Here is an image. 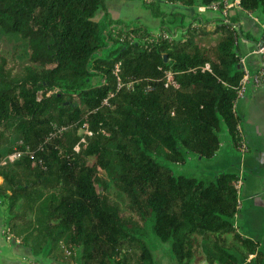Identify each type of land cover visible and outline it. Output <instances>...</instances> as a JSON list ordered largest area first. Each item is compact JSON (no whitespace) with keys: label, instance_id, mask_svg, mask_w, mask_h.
I'll use <instances>...</instances> for the list:
<instances>
[{"label":"trees","instance_id":"obj_1","mask_svg":"<svg viewBox=\"0 0 264 264\" xmlns=\"http://www.w3.org/2000/svg\"><path fill=\"white\" fill-rule=\"evenodd\" d=\"M154 1L142 0L160 16ZM164 1L222 8L224 0ZM239 6L264 21V0ZM99 8L104 0H0V30L27 47L22 59L0 54V156L19 140L29 147L0 166V203L9 212L19 199L38 204L32 254L49 260L65 241L79 264H157L167 244L178 264H262L258 242L233 228L236 174L175 171L189 156H214L223 130L239 146L237 40L250 35L233 17L189 23L180 38L153 35L95 20ZM165 70L176 87L164 84ZM84 124L92 134L80 143ZM54 126L65 129L51 136Z\"/></svg>","mask_w":264,"mask_h":264},{"label":"rangeland","instance_id":"obj_2","mask_svg":"<svg viewBox=\"0 0 264 264\" xmlns=\"http://www.w3.org/2000/svg\"><path fill=\"white\" fill-rule=\"evenodd\" d=\"M147 1L152 2V0ZM153 3L157 4V9L163 13L162 15H154L142 0H104L105 8H99L93 18L95 20L108 18L128 28L143 25L153 35L163 31L167 35L173 34L175 38L182 37V32L185 31L189 23L197 25V21L202 20L210 23L208 26L214 27L218 23V18L222 19L220 11L201 10L199 12L196 5L189 6L188 8L193 13L186 14L185 9L177 4L164 0H155ZM256 15L259 14L257 13ZM227 17L230 18L229 15ZM115 25L113 23L108 26L105 29V33H108V30ZM0 54L6 56L15 55L17 58L22 59L27 54L26 42L16 34H6L0 30ZM93 80L96 82L98 76L94 77ZM220 139L219 149L214 156L210 158L189 156L184 163L175 165V171L206 179H213L220 172L236 174L241 182L237 195V214H241L245 221L244 217L250 215V204L257 201L256 194H245L243 188V184L252 178L248 172L251 171L249 168V154L245 148L240 149L237 147L238 151L235 150L228 134L224 130L220 132ZM15 146L16 143L10 146L11 149L9 151L3 152V155L0 156V166H7L11 163L8 157ZM1 182L2 178H0V184ZM116 197L120 199L121 195L118 194ZM6 205V201L0 203V264H23L20 262L21 260L28 264L32 260H35L38 264H49V260L34 256L29 249V246L33 245V242L37 240L34 231L36 218L38 217V204L19 199L12 212L7 210ZM23 211L25 212L23 219H10L13 214ZM244 221L242 222L244 223ZM8 234L11 237L9 240L6 239ZM225 240L226 244L233 242L229 235L225 236ZM159 246L161 247L157 250L156 263L175 262L171 258L172 254L169 245L159 244ZM261 250L263 258L261 255L259 260L263 259L264 262V246L261 247ZM56 252V257L51 256L54 264H79L76 250H71L65 241L59 242ZM263 262L262 264H264ZM197 264L205 263L198 262Z\"/></svg>","mask_w":264,"mask_h":264},{"label":"crops","instance_id":"obj_3","mask_svg":"<svg viewBox=\"0 0 264 264\" xmlns=\"http://www.w3.org/2000/svg\"><path fill=\"white\" fill-rule=\"evenodd\" d=\"M177 5L182 6L186 14L193 13L188 8L189 6L182 4ZM198 7L199 6H197V9L199 11ZM227 12L230 18H236L234 24L237 29L250 35V38H246L240 34L237 45L239 55L241 57L245 56L244 67H246L250 73H253L259 65V58L255 53H252V50L264 39L262 33L264 25L263 17L259 13V15H256L257 12L242 9L238 4L230 6ZM209 26V28L212 27L211 25ZM234 112L239 118L237 124L239 127L237 128L240 135V142L245 144V149L250 159L249 168L251 171L248 172L251 174L252 178L243 184V188L245 194H256L257 201L250 204V215L244 217L245 221L241 214L235 215L233 228L236 233L245 238L257 241L261 248L264 246V86L254 87L251 83H248L243 93L237 96L234 102ZM233 148L237 150V147L233 146ZM242 221H244V223ZM252 258H254V254H250L247 261ZM20 262L28 264L22 260ZM51 263L54 264L53 260L49 259V264ZM201 263L205 262L201 261ZM161 264L178 263L167 261Z\"/></svg>","mask_w":264,"mask_h":264},{"label":"built area","instance_id":"obj_4","mask_svg":"<svg viewBox=\"0 0 264 264\" xmlns=\"http://www.w3.org/2000/svg\"><path fill=\"white\" fill-rule=\"evenodd\" d=\"M233 4L239 5V0H233V1L224 0L222 8L219 7L218 2H214V3L208 4V5H201L198 8H199V11H201V10L220 11L222 14L223 21L226 23H230V18L227 17V15H228L227 9L230 6H232ZM233 25L237 29L236 25L235 24H233ZM263 29H264V25H263ZM123 30H125V29H123ZM252 53H255L259 58V65L253 73H250L249 70L246 67H244L245 56H242L239 58V64H240L241 69H242V75H241L237 85L233 86V88L236 90L237 96H240L243 93V91L245 90V87L248 83H251L254 87L264 86V39L255 46V48L252 50ZM199 68L201 70H206V69H208V65L205 64L203 66H199ZM112 72L116 76L117 85L119 86L121 84L120 78L118 76L119 64H115ZM163 78H164V84L166 86H172V87L177 86V81L175 79V72H173L172 70H165ZM109 95H112V94H109ZM103 103L106 104L107 99H104ZM237 127H239V126H237ZM64 129H65V127H63V126L57 127V128L54 126V130L52 131L51 136H54L55 134L62 132ZM79 132L81 134V138L79 140L80 143H85L86 136H89L92 134V132L88 129L86 124H84L80 128ZM22 145H23V143L21 140L17 141V144H16L15 148L13 149V152L8 157L11 162L18 159L23 153H29V147L27 145L26 146L24 145L22 147ZM238 147L240 149L245 148L244 143L240 142ZM74 149L76 151H78L79 143L77 145H75ZM240 186H241L240 179L237 178V180L234 181V187L236 189L237 195L239 193ZM6 239L7 240L11 239L9 234L6 236ZM16 241H18V240H16ZM30 264H38V263L35 260H32L30 262Z\"/></svg>","mask_w":264,"mask_h":264},{"label":"water","instance_id":"obj_5","mask_svg":"<svg viewBox=\"0 0 264 264\" xmlns=\"http://www.w3.org/2000/svg\"><path fill=\"white\" fill-rule=\"evenodd\" d=\"M164 59H166V55H164Z\"/></svg>","mask_w":264,"mask_h":264}]
</instances>
